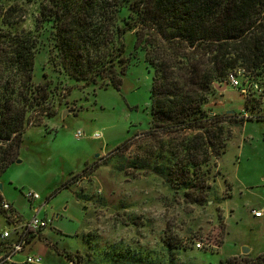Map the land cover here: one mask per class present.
Here are the masks:
<instances>
[{"label": "rangeland", "instance_id": "rangeland-1", "mask_svg": "<svg viewBox=\"0 0 264 264\" xmlns=\"http://www.w3.org/2000/svg\"><path fill=\"white\" fill-rule=\"evenodd\" d=\"M43 2L0 0V28H8L3 24L8 17L38 39L34 81L50 85L47 107L55 112L40 126L30 125L20 162L1 178L2 194L13 208H0V240L4 229L11 230L0 254L25 234L37 207L39 217L51 223L14 264H28V255L41 256L43 264H76L65 252L80 264H150L167 258L168 244L170 258L184 263L233 264L264 254V217L253 215L264 211L263 80L241 67L233 71L239 88L227 81L213 85L206 105L210 115L234 114L239 122L222 124L221 155L200 167L183 162L201 184L192 192L179 189L168 178L181 163L172 150L178 146H161L146 136L154 73L146 51L135 50V32L124 37L129 67L121 89L105 88L103 81L86 85L60 73L54 28L39 21ZM79 130L84 137H76ZM96 133L103 137L96 139ZM127 141L130 148L120 149ZM33 192L40 199H28Z\"/></svg>", "mask_w": 264, "mask_h": 264}, {"label": "trees", "instance_id": "trees-1", "mask_svg": "<svg viewBox=\"0 0 264 264\" xmlns=\"http://www.w3.org/2000/svg\"><path fill=\"white\" fill-rule=\"evenodd\" d=\"M39 21L54 28L60 73L118 90L129 67L124 37L135 32V50L146 51L154 73L146 136L161 146H178L172 150L181 163L168 178L190 192L201 183L183 162L200 167L221 155L226 146L222 124L239 122L234 114L210 115L206 105L213 85L241 67L264 82V0H44ZM15 23L6 17L3 24L9 29L0 28V182L18 160L30 125L40 126L44 117L55 115L47 107L53 97L50 85L34 81L38 39ZM131 145L127 141L120 149ZM4 201L0 191V208ZM41 232H31L27 243ZM169 247L167 258L150 264H195L170 258ZM65 258L80 264L70 253ZM233 264H264V254Z\"/></svg>", "mask_w": 264, "mask_h": 264}, {"label": "built area", "instance_id": "built-area-1", "mask_svg": "<svg viewBox=\"0 0 264 264\" xmlns=\"http://www.w3.org/2000/svg\"><path fill=\"white\" fill-rule=\"evenodd\" d=\"M227 83L231 85L234 88H239L241 86V82L239 79V76L232 72L229 74ZM257 87V86H256ZM242 93L246 94V90H242ZM77 138L84 137V133L82 130H79L76 133ZM96 139H101L103 137L102 133H96L94 136ZM28 199L35 201L40 199V195L38 193H30L28 194ZM12 204L10 202L4 201L2 204V209L9 211L12 209ZM35 215L33 218L28 222L27 229L25 234H21L19 236V239L17 242L14 243L12 248L9 252L5 254H0V263L1 264H14L15 257L18 256L20 253H22L25 250V247L27 245V236L32 233L40 232L47 228L50 225V221L48 219H42L39 217V213L41 211V207L34 208ZM253 215L257 218H261L264 216V211H253ZM11 237V230L6 228L4 229L2 233L3 239H9ZM196 247L198 249L204 248V242L197 241ZM28 264H43V258L39 255H28L26 258V261Z\"/></svg>", "mask_w": 264, "mask_h": 264}, {"label": "water", "instance_id": "water-1", "mask_svg": "<svg viewBox=\"0 0 264 264\" xmlns=\"http://www.w3.org/2000/svg\"><path fill=\"white\" fill-rule=\"evenodd\" d=\"M17 162L19 163L20 161L17 160ZM0 191H1V192L3 191V184H1V183H0ZM249 251H250V249H244L243 253L248 254Z\"/></svg>", "mask_w": 264, "mask_h": 264}, {"label": "crops", "instance_id": "crops-1", "mask_svg": "<svg viewBox=\"0 0 264 264\" xmlns=\"http://www.w3.org/2000/svg\"><path fill=\"white\" fill-rule=\"evenodd\" d=\"M8 202H9V201H8ZM10 203H11V202H10ZM11 204H12V203H11ZM12 205H13V204H12ZM263 217H264V216H263ZM263 217H261V218H263ZM261 218H258V219H261ZM36 237H38V236H36ZM36 237H35V238H36Z\"/></svg>", "mask_w": 264, "mask_h": 264}]
</instances>
